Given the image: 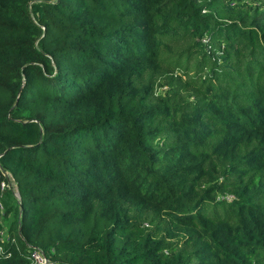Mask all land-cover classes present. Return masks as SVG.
Masks as SVG:
<instances>
[{
  "label": "trees",
  "instance_id": "obj_1",
  "mask_svg": "<svg viewBox=\"0 0 264 264\" xmlns=\"http://www.w3.org/2000/svg\"><path fill=\"white\" fill-rule=\"evenodd\" d=\"M0 229V264H264V0H0Z\"/></svg>",
  "mask_w": 264,
  "mask_h": 264
},
{
  "label": "built area",
  "instance_id": "obj_2",
  "mask_svg": "<svg viewBox=\"0 0 264 264\" xmlns=\"http://www.w3.org/2000/svg\"><path fill=\"white\" fill-rule=\"evenodd\" d=\"M3 186L4 183H3ZM5 240V232L0 229V241ZM3 250V247H0ZM31 264H51L50 259L38 248L31 250L30 254Z\"/></svg>",
  "mask_w": 264,
  "mask_h": 264
}]
</instances>
